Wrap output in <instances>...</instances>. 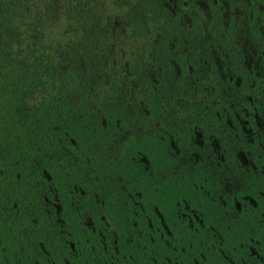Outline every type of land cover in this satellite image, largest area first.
<instances>
[{"label": "flooded vegetation", "instance_id": "af4514ba", "mask_svg": "<svg viewBox=\"0 0 264 264\" xmlns=\"http://www.w3.org/2000/svg\"><path fill=\"white\" fill-rule=\"evenodd\" d=\"M130 38L140 39L134 62ZM109 113L110 134L98 139L95 159L138 165V180L123 179L127 189L68 185L80 143L69 137L60 151L62 185L74 188L70 205L83 210L87 194L96 207L84 215L91 229L102 230L98 217L113 229L103 195L111 214L120 204L130 210L135 228L154 221L165 229L163 211L174 229L250 228L264 217V0H110ZM91 114L74 123L97 125L100 113ZM64 124L67 134V117ZM113 175L112 182L121 177ZM47 201L48 220L56 214L65 227L62 203Z\"/></svg>", "mask_w": 264, "mask_h": 264}, {"label": "trees", "instance_id": "16d2710c", "mask_svg": "<svg viewBox=\"0 0 264 264\" xmlns=\"http://www.w3.org/2000/svg\"><path fill=\"white\" fill-rule=\"evenodd\" d=\"M109 1L0 0V264H264L260 214L250 228L195 231L172 228L163 211L166 228L158 231L154 221L133 227L123 204L111 214L110 196L103 195L113 229L98 217L102 230H93L84 220L96 208L91 197L84 196L83 210L70 205L74 188L62 185L59 167L69 137L80 143L82 156L67 166L68 185L124 191V177L135 181L141 173L123 159L110 165L95 159L98 139L110 134ZM134 42L138 47L140 39H129L130 52H137ZM94 111L100 113L97 125L74 123V117L91 119ZM111 173L121 177L113 175L112 182ZM55 196L65 227L56 214L46 215L47 200Z\"/></svg>", "mask_w": 264, "mask_h": 264}, {"label": "rangeland", "instance_id": "374dc122", "mask_svg": "<svg viewBox=\"0 0 264 264\" xmlns=\"http://www.w3.org/2000/svg\"><path fill=\"white\" fill-rule=\"evenodd\" d=\"M114 1H115V3H116V2H119V3H125V2H126V0H114ZM98 4H99V3H98ZM108 4H110V1L107 2L105 5H108ZM109 14H110V13H108V15H109ZM129 55H130L131 61L134 62L135 52H134V51L129 52Z\"/></svg>", "mask_w": 264, "mask_h": 264}]
</instances>
